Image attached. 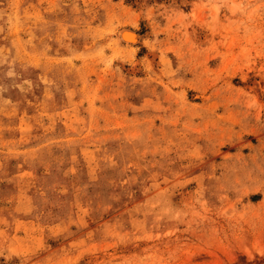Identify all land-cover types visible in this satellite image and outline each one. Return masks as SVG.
<instances>
[{
	"label": "rangeland",
	"instance_id": "obj_1",
	"mask_svg": "<svg viewBox=\"0 0 264 264\" xmlns=\"http://www.w3.org/2000/svg\"><path fill=\"white\" fill-rule=\"evenodd\" d=\"M0 264H264V0H0Z\"/></svg>",
	"mask_w": 264,
	"mask_h": 264
},
{
	"label": "bare ground",
	"instance_id": "obj_2",
	"mask_svg": "<svg viewBox=\"0 0 264 264\" xmlns=\"http://www.w3.org/2000/svg\"><path fill=\"white\" fill-rule=\"evenodd\" d=\"M122 35L124 38L129 39L131 41H137L135 38H138V34L133 32L132 30L124 29L122 30ZM153 55V56H152ZM151 58H154V53H152Z\"/></svg>",
	"mask_w": 264,
	"mask_h": 264
}]
</instances>
